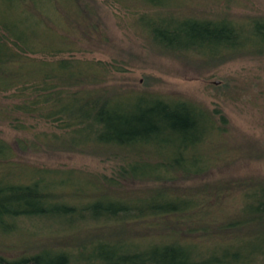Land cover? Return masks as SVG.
Instances as JSON below:
<instances>
[{"label": "trees", "instance_id": "obj_1", "mask_svg": "<svg viewBox=\"0 0 264 264\" xmlns=\"http://www.w3.org/2000/svg\"><path fill=\"white\" fill-rule=\"evenodd\" d=\"M102 1L152 49L202 62L264 55V16L231 17L240 0L215 10L218 0ZM82 9L96 11L84 0H0V126L19 134L0 135V264H264V181L170 184L237 156L221 159L225 115L187 95L109 83L124 62L77 55L98 29L80 30ZM262 70L246 80L264 91ZM235 80L230 92L250 84ZM57 149L104 171L18 154Z\"/></svg>", "mask_w": 264, "mask_h": 264}, {"label": "rangeland", "instance_id": "obj_2", "mask_svg": "<svg viewBox=\"0 0 264 264\" xmlns=\"http://www.w3.org/2000/svg\"><path fill=\"white\" fill-rule=\"evenodd\" d=\"M84 1L93 6L96 11L90 15V10H84L85 6L82 7L84 9L81 11L84 15H88V20H81L79 25H84L85 22L93 25L96 23L98 31L95 29L94 32L91 31L90 36L82 39L83 44L77 48L82 50L76 53L105 60L113 57L120 58L124 62V71L116 73L109 83H125L137 90L148 87V91L161 90L187 95L197 99L199 103H203L209 109L220 110L228 121L226 128L230 129L231 136L229 142L223 143L221 159L227 158V155H233L232 152L236 153L235 150L239 151L236 153L237 156L221 166L214 167L202 176L177 180L170 184L179 186L205 184L198 188L211 189L216 184L229 185L238 179H253L254 181L258 177L264 181V109L259 107V104H264V97H262L264 91L259 90L260 88L253 84L255 81L258 82L256 74L263 71L264 55L251 56L234 53L202 62L192 60L191 56L152 49L150 43L145 44L139 33L127 26L126 18L122 22L118 15L115 16V13L119 12H115L113 7L106 8L102 0ZM216 2L217 4L213 5L212 10L225 4L224 0ZM240 3H246V7L234 9L231 17L240 18L241 16L242 18L247 14L264 16V0H240ZM212 10L210 9V11ZM119 15L124 16L122 13ZM93 28L84 25L80 27V30L90 33L87 29ZM100 29L103 34L99 32ZM95 33L100 34L96 36ZM76 39L79 40V38ZM252 71L254 74L247 75ZM246 77L254 79L253 82L248 80L250 84H244L246 89H241L243 84H239L237 85L238 90L230 92L231 88L235 89V78L246 83L248 82ZM225 82L229 85H226ZM254 102L258 104H254ZM0 135L13 141L19 134L8 126L1 125ZM18 154L19 158L24 161L51 167L65 165L67 167H83L88 170L104 169L99 160L69 149L38 152L18 151ZM26 227L29 225L27 224ZM1 243L15 245L16 241L11 238L4 239Z\"/></svg>", "mask_w": 264, "mask_h": 264}]
</instances>
